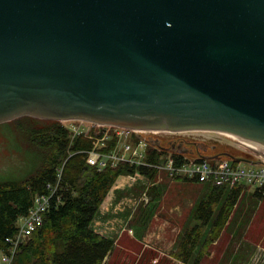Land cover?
Instances as JSON below:
<instances>
[{
  "label": "water",
  "instance_id": "obj_1",
  "mask_svg": "<svg viewBox=\"0 0 264 264\" xmlns=\"http://www.w3.org/2000/svg\"><path fill=\"white\" fill-rule=\"evenodd\" d=\"M22 117L264 155V0H0V125Z\"/></svg>",
  "mask_w": 264,
  "mask_h": 264
},
{
  "label": "rangeland",
  "instance_id": "obj_2",
  "mask_svg": "<svg viewBox=\"0 0 264 264\" xmlns=\"http://www.w3.org/2000/svg\"><path fill=\"white\" fill-rule=\"evenodd\" d=\"M42 125L26 117L0 125V181H20L33 171L31 153L34 146L29 130ZM152 135L171 136L165 133ZM173 136L184 140L206 139V143L217 145L221 152L242 159L256 161L258 155H262L210 134L188 132ZM207 154L214 153L209 151ZM241 165L250 166L247 162ZM156 176L153 180L139 173L119 177L112 188L116 194L110 192L108 198L115 199L114 209L121 207L120 214L104 216V208L98 211L94 228L100 223L103 228L98 231H103L114 241L113 251L105 264H264V197L257 196L255 189H242L227 224L218 237H214L212 225L230 189L226 188L215 214L204 226L196 216L210 185L177 181L166 174ZM152 184H155L154 194L158 193L154 200L149 193ZM146 192L148 203L143 200ZM194 230L198 232L196 238ZM186 242L194 245L188 258L184 249Z\"/></svg>",
  "mask_w": 264,
  "mask_h": 264
},
{
  "label": "trees",
  "instance_id": "obj_3",
  "mask_svg": "<svg viewBox=\"0 0 264 264\" xmlns=\"http://www.w3.org/2000/svg\"><path fill=\"white\" fill-rule=\"evenodd\" d=\"M26 119L43 125L29 130L34 146L33 171L20 181H0V253L7 250L5 239L16 234L19 219L28 215L36 197L47 192V185L56 180V170L65 164L60 191L62 202H52L43 216V225L20 247L13 264H105L114 241L95 231L92 222L118 178L136 174V168L126 163L117 167L109 164L101 171L90 167L84 152L93 148L92 140L81 136L72 141L69 130L58 121ZM112 146L109 144L104 151ZM138 171L152 180L157 177L155 172ZM225 190L212 185L207 188L196 216L204 226L215 214ZM154 191L155 185H151L149 193L153 200L158 196ZM242 192V188L229 190L212 225L214 237L227 224ZM255 193L262 197L264 191ZM196 231L200 230L196 228ZM188 238L191 237L188 235ZM189 244L186 242L184 247L187 257L194 248Z\"/></svg>",
  "mask_w": 264,
  "mask_h": 264
},
{
  "label": "built area",
  "instance_id": "obj_4",
  "mask_svg": "<svg viewBox=\"0 0 264 264\" xmlns=\"http://www.w3.org/2000/svg\"><path fill=\"white\" fill-rule=\"evenodd\" d=\"M61 123L69 130L72 141L81 136L93 141V148L84 153L87 165L99 171L109 164L117 167L121 163H126L136 168V174L139 173V169H142L155 172L157 175L166 174L177 181L187 180L210 184L218 188H253L255 191H264L263 154L258 155L256 161L252 158L236 159L226 156H190L178 151H167L152 141L155 138L156 140L161 138V136L152 135L155 133L173 136L188 132L141 131L84 121ZM109 144H113V148L104 151ZM242 162H247L250 166L245 167L241 165ZM64 165L56 170V180L47 185V192L36 197L28 215L19 219L16 234L5 239L7 250L0 253V264H13L20 247L34 231L43 225V216L52 202H62L63 195L60 191L63 184ZM143 200L146 203L149 202L148 192L144 194Z\"/></svg>",
  "mask_w": 264,
  "mask_h": 264
},
{
  "label": "flooded vegetation",
  "instance_id": "obj_5",
  "mask_svg": "<svg viewBox=\"0 0 264 264\" xmlns=\"http://www.w3.org/2000/svg\"><path fill=\"white\" fill-rule=\"evenodd\" d=\"M154 144L159 145L161 148L167 151H178L186 155L194 156L199 155L202 157H233L236 159H242L229 152H221L217 145H209L206 139L194 138L193 140L176 139L174 136H163V138H156L152 140ZM157 141V142H156ZM213 152L214 154H207Z\"/></svg>",
  "mask_w": 264,
  "mask_h": 264
},
{
  "label": "crops",
  "instance_id": "obj_6",
  "mask_svg": "<svg viewBox=\"0 0 264 264\" xmlns=\"http://www.w3.org/2000/svg\"><path fill=\"white\" fill-rule=\"evenodd\" d=\"M155 185V184H154ZM147 186V185H146ZM149 187V186H148ZM110 192H112L113 193V195H115L116 194V190H111ZM110 194V193H109ZM256 194V193H255ZM258 196V195H257ZM108 197H109V195H108ZM106 198V200H105V202H104V204L102 205V207L100 208V209H102V208H104V216H107L108 214H120V210H121V207H118L117 206V208H115L114 209V207H115V199L114 198ZM262 197H264V194H263V196ZM116 198V197H115ZM109 199V200H108ZM99 209V210H100ZM128 208H126V210H127ZM113 210H114V213H112L113 212ZM98 214V213H97ZM95 219H96V217L94 218V220H93V222H92V227L94 228V222H95ZM101 228H103V226L99 223L98 225H97V228L95 229V231H97L98 233H100V234H102V235H104V236H106L104 233H103V231H98L99 229L100 230H102ZM188 258V257H187ZM186 258V260H185V262L187 263V261H188V259Z\"/></svg>",
  "mask_w": 264,
  "mask_h": 264
}]
</instances>
